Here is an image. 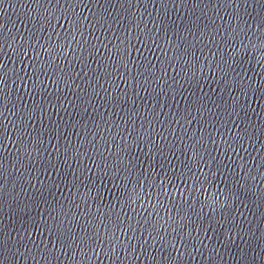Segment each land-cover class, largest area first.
I'll use <instances>...</instances> for the list:
<instances>
[{
    "label": "water",
    "instance_id": "obj_1",
    "mask_svg": "<svg viewBox=\"0 0 264 264\" xmlns=\"http://www.w3.org/2000/svg\"><path fill=\"white\" fill-rule=\"evenodd\" d=\"M0 264H264V0H0Z\"/></svg>",
    "mask_w": 264,
    "mask_h": 264
}]
</instances>
